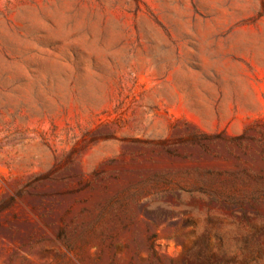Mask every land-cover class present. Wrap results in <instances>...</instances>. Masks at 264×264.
<instances>
[{"label": "rangeland", "instance_id": "1", "mask_svg": "<svg viewBox=\"0 0 264 264\" xmlns=\"http://www.w3.org/2000/svg\"><path fill=\"white\" fill-rule=\"evenodd\" d=\"M0 264H264V0H0Z\"/></svg>", "mask_w": 264, "mask_h": 264}]
</instances>
